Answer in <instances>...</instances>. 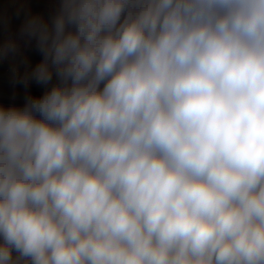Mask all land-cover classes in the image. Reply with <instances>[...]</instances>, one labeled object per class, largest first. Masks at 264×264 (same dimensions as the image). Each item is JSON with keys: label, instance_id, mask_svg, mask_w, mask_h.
Instances as JSON below:
<instances>
[{"label": "clouds", "instance_id": "clouds-1", "mask_svg": "<svg viewBox=\"0 0 264 264\" xmlns=\"http://www.w3.org/2000/svg\"><path fill=\"white\" fill-rule=\"evenodd\" d=\"M20 31V82L58 83L0 105V264H264V0H60Z\"/></svg>", "mask_w": 264, "mask_h": 264}, {"label": "crops", "instance_id": "crops-1", "mask_svg": "<svg viewBox=\"0 0 264 264\" xmlns=\"http://www.w3.org/2000/svg\"><path fill=\"white\" fill-rule=\"evenodd\" d=\"M59 3L60 0H0V23L7 28L5 36L0 38V46H3L11 36L22 38L29 44L25 46L15 43L16 51H10L4 55L6 64L11 65L13 69L0 70V105L22 108L27 96L40 97L58 83L55 73L52 81L46 86L37 84L34 79H29L27 86L20 82L23 75L26 72L30 73L43 59V55L37 47L36 40L29 39L20 33L18 29L22 26H15V23L16 21L24 23L28 15H39L51 24ZM18 10L19 15H17Z\"/></svg>", "mask_w": 264, "mask_h": 264}, {"label": "trees", "instance_id": "trees-1", "mask_svg": "<svg viewBox=\"0 0 264 264\" xmlns=\"http://www.w3.org/2000/svg\"><path fill=\"white\" fill-rule=\"evenodd\" d=\"M9 41H13V42H15L16 44L29 46V44H28L27 41H25V40L22 39V38L15 37V36H11V37L8 39V41H7L6 43H8ZM6 43H4V45H5Z\"/></svg>", "mask_w": 264, "mask_h": 264}, {"label": "built area", "instance_id": "built-area-1", "mask_svg": "<svg viewBox=\"0 0 264 264\" xmlns=\"http://www.w3.org/2000/svg\"><path fill=\"white\" fill-rule=\"evenodd\" d=\"M5 59H6L5 56L0 57V70L1 69L12 70L13 67L11 65L6 64Z\"/></svg>", "mask_w": 264, "mask_h": 264}, {"label": "rangeland", "instance_id": "rangeland-1", "mask_svg": "<svg viewBox=\"0 0 264 264\" xmlns=\"http://www.w3.org/2000/svg\"><path fill=\"white\" fill-rule=\"evenodd\" d=\"M22 3V2H21ZM17 6H15V8H16ZM17 9V8H16ZM18 25H20V26H22L23 25V23H17V21H16V23H15V26H18ZM19 28V27H18ZM20 29H21V27H20ZM20 29H18V30H20ZM7 31V28H5V26H3L1 23H0V38H3V36H5V32ZM20 33H21V31H20Z\"/></svg>", "mask_w": 264, "mask_h": 264}]
</instances>
